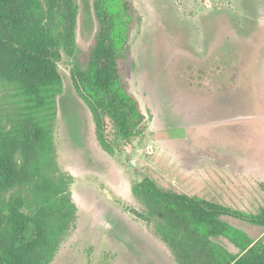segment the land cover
<instances>
[{
	"label": "rangeland",
	"instance_id": "rangeland-1",
	"mask_svg": "<svg viewBox=\"0 0 264 264\" xmlns=\"http://www.w3.org/2000/svg\"><path fill=\"white\" fill-rule=\"evenodd\" d=\"M74 1L75 48L71 55L62 50L58 62L63 93L54 142L58 166L71 176L77 218L49 264H179L132 193L145 178L263 215L264 0H131L137 18L123 67L144 121L122 141L104 116L109 151L99 144L91 111L71 76L97 31L93 18L89 25L88 13L80 14L82 1ZM191 54L194 59H187ZM184 61H190L188 72ZM7 101L0 92V115ZM225 218L251 245L264 239L258 226ZM217 241L239 251L228 238Z\"/></svg>",
	"mask_w": 264,
	"mask_h": 264
},
{
	"label": "trees",
	"instance_id": "trees-1",
	"mask_svg": "<svg viewBox=\"0 0 264 264\" xmlns=\"http://www.w3.org/2000/svg\"><path fill=\"white\" fill-rule=\"evenodd\" d=\"M81 1L80 14L88 13V24L94 20L97 31L71 76L91 111L99 144L109 151L104 116L122 141L144 121L122 57L137 17L131 0ZM78 16L74 0H0V92L8 99L0 115V264H49L76 222L71 176L57 162L54 123L63 93L58 62L62 50L71 55L75 48ZM132 193L179 264H264V239L251 245L252 239L225 218L264 230V214L164 189L150 178L134 185ZM220 237L239 251L225 248Z\"/></svg>",
	"mask_w": 264,
	"mask_h": 264
},
{
	"label": "flooded vegetation",
	"instance_id": "flooded-vegetation-1",
	"mask_svg": "<svg viewBox=\"0 0 264 264\" xmlns=\"http://www.w3.org/2000/svg\"><path fill=\"white\" fill-rule=\"evenodd\" d=\"M191 3H193V2H191ZM190 3V4H191ZM191 9H194V4H191V7H190ZM188 24H190L189 23V21H188ZM194 26V25H193ZM195 52V51H194ZM180 53V56L182 55V54H185L186 53V51L185 50H183L182 52H179ZM192 55V57H190ZM191 55H187L188 57H187V59H194V56L195 55H193V54H191ZM194 61V60H193ZM192 61V62H193ZM189 63H190V61L189 62H187V64L185 63V61H184V64H186V70H187V72L190 70V68H189ZM189 99V98H188ZM179 100H181V98H179ZM190 100V99H189Z\"/></svg>",
	"mask_w": 264,
	"mask_h": 264
}]
</instances>
